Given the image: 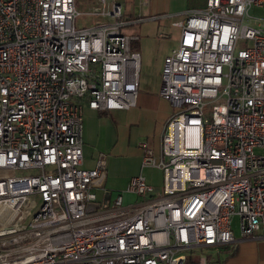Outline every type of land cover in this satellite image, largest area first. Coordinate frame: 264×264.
Instances as JSON below:
<instances>
[{
  "label": "built area",
  "instance_id": "built-area-1",
  "mask_svg": "<svg viewBox=\"0 0 264 264\" xmlns=\"http://www.w3.org/2000/svg\"><path fill=\"white\" fill-rule=\"evenodd\" d=\"M81 14L102 20L78 26ZM184 15L159 89L177 110L157 149L139 144L162 187L139 173L137 201L107 204V154L84 166V108L137 104L140 36L125 28L145 18L114 0L83 13L77 0H0V264H185L233 243L235 216L242 237L264 238V0Z\"/></svg>",
  "mask_w": 264,
  "mask_h": 264
},
{
  "label": "crops",
  "instance_id": "crops-1",
  "mask_svg": "<svg viewBox=\"0 0 264 264\" xmlns=\"http://www.w3.org/2000/svg\"><path fill=\"white\" fill-rule=\"evenodd\" d=\"M85 1L89 5L85 12L98 5V0ZM114 1L123 5L127 17L142 15L145 19L126 28L127 33L140 36L132 43L141 53L137 104L129 109L111 111L84 108V166L94 167L98 153L107 154L106 180L104 186L96 190L100 200L107 204L112 203L120 192L125 203L138 200L136 195L127 191L131 177L136 174L143 173L156 187L144 171L151 167H142L139 144L145 140L157 149L164 124L173 112L171 103L159 96V89L163 58L178 45L180 31L176 33L178 25L174 23L182 22L184 18L176 17L204 6V0H151L148 6H141L139 0ZM233 234L235 241L220 252L221 262L216 264H264V238L260 231L251 238L242 237L239 230L235 232L233 229ZM215 251L210 249L203 254L214 255Z\"/></svg>",
  "mask_w": 264,
  "mask_h": 264
},
{
  "label": "rangeland",
  "instance_id": "rangeland-1",
  "mask_svg": "<svg viewBox=\"0 0 264 264\" xmlns=\"http://www.w3.org/2000/svg\"><path fill=\"white\" fill-rule=\"evenodd\" d=\"M92 5V4H91ZM89 5H87V2L85 0H77V9L83 13L86 10H88ZM257 12L258 14H260V10H252V12ZM185 18V15H179L176 17V19H183ZM101 19L99 18V16H95V15H86V14H81L77 17V25L78 26H93L95 25L97 22H99ZM176 33L178 34V31H180V26H178L176 28ZM126 31V28H125ZM141 70H142V66H141ZM141 74V71H140ZM144 74V69L142 71V76ZM173 111H176L177 108L172 106ZM145 174L149 177V179L155 183L156 187L155 190H160L162 187V180H163V173L161 170L157 169V168H146L145 170ZM233 221V229L235 232H237L238 230V225H237V217H233L232 219ZM200 250H202V252L207 253L208 250H210L209 248H197V249H192L187 251V254L190 256H193L195 259L199 258V254H200Z\"/></svg>",
  "mask_w": 264,
  "mask_h": 264
},
{
  "label": "trees",
  "instance_id": "trees-1",
  "mask_svg": "<svg viewBox=\"0 0 264 264\" xmlns=\"http://www.w3.org/2000/svg\"><path fill=\"white\" fill-rule=\"evenodd\" d=\"M226 248L228 249L227 246H222L220 247L218 250L215 251L214 255H210V253L206 254V264H216V263H220V259H219V255L220 252L223 250H226ZM212 249V248H209ZM202 252V250H200ZM185 264H199V258L195 259L193 256L188 255L185 261Z\"/></svg>",
  "mask_w": 264,
  "mask_h": 264
}]
</instances>
